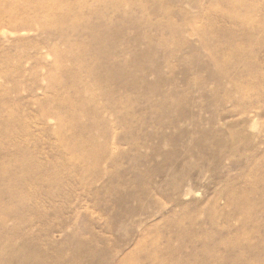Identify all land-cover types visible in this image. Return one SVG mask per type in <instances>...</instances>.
Segmentation results:
<instances>
[{"label":"rangeland","instance_id":"rangeland-1","mask_svg":"<svg viewBox=\"0 0 264 264\" xmlns=\"http://www.w3.org/2000/svg\"><path fill=\"white\" fill-rule=\"evenodd\" d=\"M220 1L0 0V264H264V0Z\"/></svg>","mask_w":264,"mask_h":264},{"label":"bare ground","instance_id":"bare-ground-1","mask_svg":"<svg viewBox=\"0 0 264 264\" xmlns=\"http://www.w3.org/2000/svg\"><path fill=\"white\" fill-rule=\"evenodd\" d=\"M222 1L224 2V4L231 6L232 9H233V6L237 7L239 5L238 3H241L239 0H221L220 2H222ZM225 11H227V10H225ZM227 13L228 14H226V16H224L226 19L230 18V19H234V20H239L242 24L244 21L253 23L254 18H253V14L250 10H249V12L244 13V15H238V14H240V12L237 13L236 10H234V9H233V11L231 10V11H228ZM253 13H254V11H253ZM228 36H230V35H228ZM232 47L233 48H231V50H230L231 53L239 52V49L237 47H234V46H232Z\"/></svg>","mask_w":264,"mask_h":264}]
</instances>
